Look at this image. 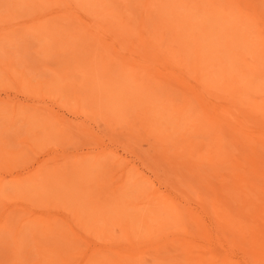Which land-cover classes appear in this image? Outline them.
<instances>
[{
  "label": "rangeland",
  "instance_id": "obj_1",
  "mask_svg": "<svg viewBox=\"0 0 264 264\" xmlns=\"http://www.w3.org/2000/svg\"><path fill=\"white\" fill-rule=\"evenodd\" d=\"M2 27L0 264H264V0H0Z\"/></svg>",
  "mask_w": 264,
  "mask_h": 264
},
{
  "label": "bare ground",
  "instance_id": "obj_2",
  "mask_svg": "<svg viewBox=\"0 0 264 264\" xmlns=\"http://www.w3.org/2000/svg\"><path fill=\"white\" fill-rule=\"evenodd\" d=\"M166 1V0H165ZM179 1H181V0H179ZM68 2V1H67ZM188 2V1H187ZM211 1H209V3H210ZM245 2V1H244ZM70 3V2H69ZM178 3V2H177ZM182 3V2H181ZM180 4V3H179ZM172 5V4H171ZM182 5V4H181ZM175 6V5H174ZM166 7H167V5H166ZM187 7H188V5H187ZM175 8V7H174ZM199 8V7H198ZM170 9V8H169ZM210 10V9H209ZM224 10V9H223ZM214 11V10H213ZM172 12V11H171ZM204 12V11H203ZM178 13V12H177ZM181 13V12H180ZM208 13V12H207ZM210 13V12H209ZM212 14H214V13H212ZM196 15V14H195ZM215 15V14H214ZM185 16V15H184ZM189 17V16H188ZM232 18V17H231ZM240 18V17H239ZM186 19V18H185ZM233 19V18H232ZM41 20V19H40ZM177 20V19H176ZM237 21H239V22H237ZM236 22L238 23V25H239V23L241 24V25H243L242 24V21H241V19L240 20H237ZM232 22V21H231ZM235 22V23H236ZM185 23V22H184ZM244 23V22H243ZM206 24V23H205ZM234 24V23H233ZM20 24H15V25H10V27H15V26H19ZM160 25H162V24H160ZM171 25V24H170ZM170 25H169V27H170ZM248 25V24H247ZM246 25V26H247ZM250 25V24H249ZM179 26V25H178ZM195 26V25H194ZM199 26V25H198ZM238 27V26H237ZM248 27V26H247ZM250 27V26H249ZM248 27V28H249ZM177 28V27H176ZM203 28V27H202ZM13 29V28H12ZM180 29V28H179ZM196 29V28H195ZM240 29V28H239ZM6 29H4L3 27L2 28H0V32H3V31H5ZM11 30V29H10ZM53 30V29H52ZM163 30V29H162ZM183 30V29H182ZM194 30V29H193ZM207 30V29H206ZM241 30V29H240ZM250 30V29H249ZM249 30H247L246 29V32H248ZM8 31V30H7ZM208 31V30H207ZM68 32V31H67ZM200 32V31H199ZM7 33V32H6ZM232 33V32H231ZM177 34V33H176ZM185 34V33H184ZM187 34V33H186ZM191 34V33H190ZM193 34V33H192ZM69 35V34H68ZM194 35V34H193ZM203 35V34H202ZM192 36V35H191ZM195 36V35H194ZM239 36H241V35H239ZM252 36V35H251ZM184 37V36H183ZM193 37V36H192ZM177 38V37H176ZM242 38V37H241ZM65 39H67V38H65ZM174 39V38H173ZM189 39V38H188ZM205 39V38H204ZM179 40V39H178ZM198 40H200V38L198 39ZM222 40V39H221ZM181 41V40H180ZM229 41V40H228ZM236 41V40H235ZM184 42V41H183ZM199 42V41H198ZM225 42V41H224ZM203 43V42H202ZM226 43V42H225ZM230 43V42H229ZM242 44V43H241ZM254 44V43H253ZM179 45V44H178ZM200 45V44H199ZM238 45V44H237ZM250 45V44H249ZM177 46V45H176ZM201 46H203V45H201ZM205 46V45H204ZM203 46V47H204ZM225 46V45H224ZM227 46V45H226ZM242 46V45H241ZM200 47V46H199ZM220 47V46H219ZM223 47V46H222ZM205 48V47H204ZM218 48V47H217ZM236 48V47H235ZM179 49V48H178ZM178 49H177V51H178ZM222 49V48H221ZM220 49V50H221ZM234 49V48H233ZM237 49V48H236ZM188 50V49H187ZM186 50V51H187ZM215 50H218V49H215ZM219 50V51H220ZM224 51V50H223ZM242 51V50H241ZM89 52V51H88ZM198 52V51H197ZM200 52V51H199ZM87 53V52H86ZM174 53V52H173ZM218 53V52H217ZM202 55V54H201ZM190 56V55H189ZM86 57H88V56H86ZM95 57V56H94ZM200 57H202V56H200ZM88 59V58H87ZM221 59V58H220ZM226 59V58H225ZM230 59V58H229ZM229 59H227V60H229ZM97 61V60H96ZM193 61V60H192ZM90 63V62H89ZM87 64V63H86ZM88 65V64H87ZM196 65H197V63H196ZM223 65V64H222ZM224 66V65H223ZM226 68V67H225ZM200 70V69H199ZM92 71V70H91ZM212 72V71H211ZM239 72V71H238ZM196 73V72H195ZM213 75V74H212ZM223 75V74H222ZM88 79V78H87ZM10 98V97H9ZM15 99V98H14ZM13 101V100H12ZM10 103L11 102V100H9L8 98H5V99H0V103ZM29 102V101H28ZM39 102V101H38ZM252 102V101H251ZM99 103V102H98ZM113 103V102H112ZM114 114V113H113ZM51 124V123H50ZM206 129V128H205ZM94 169V168H93ZM31 171V170H30ZM34 170L32 171V173L30 174L29 172V176H31V175H33L34 174ZM91 174V173H90ZM127 176V175H126ZM124 177V176H123ZM29 178V177H28ZM70 189H71V187H70ZM118 199V198H117ZM106 208V207H105ZM101 209V208H100ZM108 210V209H107ZM100 212V211H99ZM101 213V212H100ZM99 213V214H100ZM99 217V216H98ZM97 217V218H98ZM116 219V218H115ZM111 221H113V220H111ZM147 222V221H146ZM112 223V222H111ZM131 223V222H130ZM133 223V222H132ZM155 223V222H154ZM135 227V226H134ZM126 228H128V224L126 225ZM144 228V227H143ZM158 231V230H157ZM143 235V234H142ZM26 252V251H25ZM130 264V263H129Z\"/></svg>",
  "mask_w": 264,
  "mask_h": 264
}]
</instances>
